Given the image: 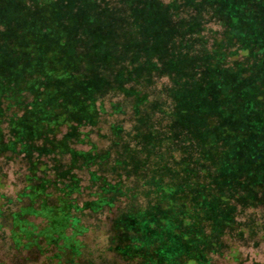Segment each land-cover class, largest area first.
<instances>
[{
    "label": "trees",
    "instance_id": "obj_1",
    "mask_svg": "<svg viewBox=\"0 0 264 264\" xmlns=\"http://www.w3.org/2000/svg\"><path fill=\"white\" fill-rule=\"evenodd\" d=\"M155 77L170 81L168 110L140 89ZM114 93L131 100L133 124H112L101 150L90 129ZM17 156L26 217L42 221L32 248L75 262L80 214L118 206L112 264L240 263L229 241L264 231V0H0V157ZM40 156L55 167L42 173Z\"/></svg>",
    "mask_w": 264,
    "mask_h": 264
},
{
    "label": "rangeland",
    "instance_id": "obj_2",
    "mask_svg": "<svg viewBox=\"0 0 264 264\" xmlns=\"http://www.w3.org/2000/svg\"><path fill=\"white\" fill-rule=\"evenodd\" d=\"M207 30L205 34L210 36L212 30H219L220 27L215 22L207 23ZM170 81L167 77H155L150 85H144L140 89L149 92L151 100H160L167 109L170 105V100L161 95V89L168 87ZM128 82L125 86H129ZM139 88V87H137ZM130 99L124 97L119 93H114L104 99V105L107 109L105 114L102 115L98 128L90 129V137L94 143L97 144L98 149L111 148L113 134L111 131L112 124L120 123L125 130H131L134 111L130 104ZM110 102H123L125 109L123 113H111ZM168 110V109H167ZM89 128H86L88 130ZM97 129H100L99 131ZM77 149H88L86 144L74 145ZM114 149H112L113 154ZM46 156V155H45ZM48 161L39 158L41 163L42 173L48 172ZM68 157L64 158L67 161ZM55 163L49 165L52 168ZM28 163L21 157L2 158L0 157V264H112L118 261L117 256L109 250V234L111 231L112 219L116 215L119 208L118 206L112 209L105 208L101 212L84 211L81 213V220L84 224L89 226L87 233L81 237L84 242L85 248L81 258L75 262L73 257L68 252L57 253L56 248H49L44 251H39L32 248L36 236L32 233V221L41 225L42 221L32 215L33 208L31 198L27 195L26 191L22 190L26 184L25 174L27 173ZM54 171V170H53ZM77 175L81 179L82 185L88 183V172L86 169L77 170ZM57 177L52 178L43 175L40 178V184H58L55 183ZM93 190V189H92ZM3 193V194H2ZM23 194L26 197L24 200ZM93 192L83 191L81 195H74L77 197L78 203L81 205L85 199H92ZM76 199V198H75ZM77 214V213H76ZM251 210H248L245 215L241 216V220L251 215ZM252 216V215H251ZM260 236H262L261 239ZM231 245H235L234 249L239 251L241 262L236 263L232 256L223 255L216 256V264H252L253 262L264 263V231L258 232L257 237L253 240L241 242L236 239L229 241ZM89 263H88V261ZM73 261V262H72Z\"/></svg>",
    "mask_w": 264,
    "mask_h": 264
}]
</instances>
